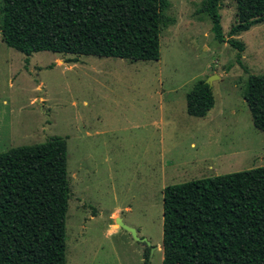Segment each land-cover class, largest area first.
Instances as JSON below:
<instances>
[{
  "label": "rangeland",
  "instance_id": "rangeland-1",
  "mask_svg": "<svg viewBox=\"0 0 264 264\" xmlns=\"http://www.w3.org/2000/svg\"><path fill=\"white\" fill-rule=\"evenodd\" d=\"M168 1L158 61L44 51L26 62L0 36V153L66 138V264H144L147 249L116 217L162 264L166 186L264 166V132L243 99L248 75H264V24L230 36L235 2L221 0L218 42L200 0ZM209 79L213 108L187 115L186 94Z\"/></svg>",
  "mask_w": 264,
  "mask_h": 264
},
{
  "label": "trees",
  "instance_id": "trees-1",
  "mask_svg": "<svg viewBox=\"0 0 264 264\" xmlns=\"http://www.w3.org/2000/svg\"><path fill=\"white\" fill-rule=\"evenodd\" d=\"M220 1L200 0L198 12L224 42ZM234 2L230 36L264 24V0ZM168 8V0H0V36L26 62L44 51L158 61ZM243 99L264 132V75H248ZM185 101L187 115L205 117L211 87L196 81ZM70 195L66 138L0 153V264H66ZM162 218V264H264V166L166 186Z\"/></svg>",
  "mask_w": 264,
  "mask_h": 264
},
{
  "label": "water",
  "instance_id": "water-1",
  "mask_svg": "<svg viewBox=\"0 0 264 264\" xmlns=\"http://www.w3.org/2000/svg\"><path fill=\"white\" fill-rule=\"evenodd\" d=\"M206 84H208L209 86L211 85V79H209L208 81H206ZM115 223L121 228L123 229L124 231L128 232L130 234V236L132 237L133 240L135 241H138V242H145L147 246H151L150 242L147 240V239H140L138 236H137V232L135 229L127 226L126 224L123 223L122 219L119 218V217H116L115 218ZM151 249V253L150 255L152 254V252L154 251V249L156 247H150Z\"/></svg>",
  "mask_w": 264,
  "mask_h": 264
},
{
  "label": "flooded vegetation",
  "instance_id": "flooded-vegetation-1",
  "mask_svg": "<svg viewBox=\"0 0 264 264\" xmlns=\"http://www.w3.org/2000/svg\"><path fill=\"white\" fill-rule=\"evenodd\" d=\"M138 236V235H137ZM140 239H145L144 237H142V236H138ZM132 238V237H131ZM137 243H140V244H142V245H144L145 246V250L147 249L148 250V257L146 258V252H142V261L144 262V264H150V260H151V258H152V255H153V252H152V254L150 255V253H151V248L150 247H153V246H147L146 245V243L145 242H138V241H136Z\"/></svg>",
  "mask_w": 264,
  "mask_h": 264
}]
</instances>
